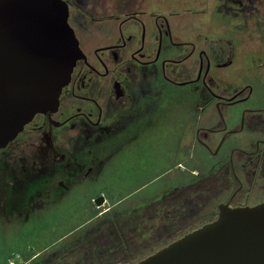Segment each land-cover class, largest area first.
<instances>
[{
  "label": "flooded vegetation",
  "instance_id": "af4514ba",
  "mask_svg": "<svg viewBox=\"0 0 264 264\" xmlns=\"http://www.w3.org/2000/svg\"><path fill=\"white\" fill-rule=\"evenodd\" d=\"M63 1L82 56L57 110L36 115L0 150L3 231L12 216L28 221L39 210L67 201L75 209L73 220L82 214V196L99 189L89 205L99 210L108 207L81 223L79 231H68L61 244L80 246L75 249L82 255V239L95 236L84 245L93 256L89 264H118L113 258L129 254V240L146 222H163L166 231L168 225L177 224L167 234L175 238L172 243L217 220L222 206L264 203V198L257 199L264 193V104L245 78L232 84L218 73L235 58L238 42L230 37V18L239 20L233 32L243 34L251 19L260 21L258 17L264 15V0ZM214 16L222 27H217L219 37H215L214 20L210 23ZM183 112L191 131L188 138L182 129ZM166 123L172 124L170 130ZM245 131L249 134L239 138ZM149 139L193 141L190 153L183 156L180 142L174 152L180 154L179 160L171 159L154 181L164 184L160 188L136 203L130 194L112 201L110 193L129 186L126 182L115 185L117 190L105 186L108 168L127 151L142 148L145 152ZM198 144L205 161L195 150ZM199 187H209L211 194L200 198L217 203L218 210L207 212L210 220L184 232L183 220L194 211ZM171 203L175 212L167 208ZM157 204L158 210L153 208ZM180 209L183 214H178ZM96 218L98 222L82 234V227ZM0 234L2 252L7 242L5 233ZM42 237L35 236L36 245ZM34 249L35 245L26 246L24 255H19L26 259L22 264H45L55 252H46V247L28 258Z\"/></svg>",
  "mask_w": 264,
  "mask_h": 264
},
{
  "label": "water",
  "instance_id": "95a60500",
  "mask_svg": "<svg viewBox=\"0 0 264 264\" xmlns=\"http://www.w3.org/2000/svg\"><path fill=\"white\" fill-rule=\"evenodd\" d=\"M68 15L63 0H0V150L59 107L82 56ZM135 264H264V203L222 206L217 220Z\"/></svg>",
  "mask_w": 264,
  "mask_h": 264
},
{
  "label": "rangeland",
  "instance_id": "374dc122",
  "mask_svg": "<svg viewBox=\"0 0 264 264\" xmlns=\"http://www.w3.org/2000/svg\"><path fill=\"white\" fill-rule=\"evenodd\" d=\"M212 18L213 19L210 23L214 20L215 37H219L221 34L218 33L219 29L217 27L220 29L222 28L220 21H218V18L215 16ZM258 18L260 21L256 18L251 19L247 29L243 32V34H241V32L239 36L237 31L233 32L234 29L238 30L235 24L239 23V20L230 18V37L237 39L236 41L238 42L236 46L235 58L232 65L224 69H219L218 73L219 75L225 76L226 79H229L232 84L241 82L239 78H245L246 85L255 86L256 92L259 93V101L261 104H264V15ZM248 92L249 89H247L245 95H247ZM185 109L184 105L183 111ZM182 117V121L184 123V127H182L183 134L186 138H188V136L191 135V131L188 127L189 125H186L187 121L184 112ZM206 118L207 115L204 114L202 121L205 125ZM164 126L166 130H170L169 127H171L172 124L166 123ZM248 134L249 133L246 131L245 133H240L239 138L247 136ZM191 141H193V139H149V145L145 152L142 151V148H139L138 151L136 149L134 152L127 151L123 155L119 156L117 160L108 168L104 177V184L105 186L112 185V187L114 186L115 188V185L120 184V182H126L129 187H123L121 190L122 192L110 193V199L113 201L115 198H122L130 194L134 197V200H137L135 201L136 203L141 198H145V195L149 194L151 190L158 189V187L160 188L164 184L161 185V183L158 182L154 183V181H156L155 179L163 173V170L165 172L171 159L177 156L176 158L179 160L180 154L178 156L174 152L180 147V142L182 145L184 144L181 155H188L190 153ZM185 143H187L188 146L185 147ZM197 146L198 148L195 147V150L198 152L202 161H205L206 156L203 148H201L200 144ZM199 161L201 160L199 159ZM159 167L161 169H157ZM214 184L217 186V183ZM214 184L210 187H214ZM208 189L209 187H199V192H195L194 200L196 206L192 207L194 210L193 213H191V211L188 214L191 215L187 217V219L183 220L184 223L182 226L185 225L186 227L184 228V232L201 226L204 222L210 220V218L207 217V212H217V203H208L206 197L203 199L200 198L201 195L206 196L210 193ZM100 191L101 190L97 189L93 192L86 193V197L82 196V214H78L77 216L75 215L73 220H71V217L74 215L75 209L73 208L71 201L51 206L43 211L39 210L37 213L33 214L31 219L28 221L22 220V216H12L10 222H7L6 224L5 232L3 231V226H1V224L6 220L4 217H0V219L2 218L0 221V232L5 233L4 240L7 242V248H5L6 250L0 252V264H22L26 259L25 257H20L19 255H24L26 246L28 245L36 246V249L33 250L31 255L28 253V255H30L28 258L39 252L41 254L46 247L48 248L46 252L55 251L53 256L47 257L45 264H89L90 261L93 260V256L89 254L90 252H87L84 245L89 238L95 236H87V238L85 237L82 239V255L75 249L80 246H62L61 239L68 234V231L78 230L76 228L80 226L81 223L84 225V223L89 221L93 215L95 216L99 211L108 207L107 204L99 210L93 203L89 205L90 199L97 196ZM167 193L169 194L170 192ZM263 198L264 193L257 197V199ZM134 200H130V202H133ZM182 203L185 202L182 200ZM179 204H177L178 208L180 206ZM174 205L175 204L171 203L167 208H170L171 211L175 212L176 208H171L174 207ZM158 206V204L155 206L153 205V208L158 210ZM153 208L150 207V209ZM167 208L166 215L168 214ZM183 213L182 209L178 211V214ZM97 219L99 218H96L92 220V222H89L86 226H83L82 234L83 231L89 230L93 227L98 222ZM65 222L68 227L62 228L61 226H58L63 225ZM176 225L177 224L168 225L167 227L170 228L169 231L164 229L163 222H146L145 224L140 225L139 230L136 232V238L129 240L131 246L130 251L127 252L129 254H118V256L113 258L114 261L116 259L118 264L119 262L120 264H134L144 259L146 256L159 251L169 245L171 241L175 240V238H169V235L167 236V234L170 231L172 232L173 229L177 227ZM56 226L60 229H54ZM52 228L55 230H53L54 235L53 233H50ZM144 228L145 232L140 233V231L142 229L144 230ZM101 230L104 231L105 226H103V229ZM37 234L43 235V237L41 238L42 242L36 245L33 239L37 236ZM0 238L2 239L1 236ZM24 238H26L27 241L24 242ZM64 241L68 242V239ZM113 243L115 242L113 241ZM103 259L104 263H106L107 260H105V255H103Z\"/></svg>",
  "mask_w": 264,
  "mask_h": 264
},
{
  "label": "trees",
  "instance_id": "16d2710c",
  "mask_svg": "<svg viewBox=\"0 0 264 264\" xmlns=\"http://www.w3.org/2000/svg\"><path fill=\"white\" fill-rule=\"evenodd\" d=\"M148 256H149V255H148ZM148 256H146V257H148ZM146 257H145V258H146ZM145 258H144V259H145ZM142 260H143V259H142Z\"/></svg>",
  "mask_w": 264,
  "mask_h": 264
}]
</instances>
